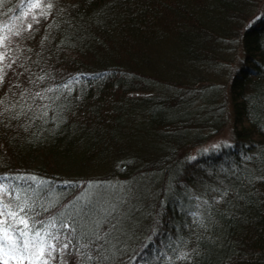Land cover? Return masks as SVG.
I'll return each mask as SVG.
<instances>
[{"label":"trees","instance_id":"1","mask_svg":"<svg viewBox=\"0 0 264 264\" xmlns=\"http://www.w3.org/2000/svg\"><path fill=\"white\" fill-rule=\"evenodd\" d=\"M0 36L8 210L35 176L37 220L81 194L90 219L116 206L90 264H264V0H3ZM228 122L231 142L191 154Z\"/></svg>","mask_w":264,"mask_h":264},{"label":"snow or ice","instance_id":"2","mask_svg":"<svg viewBox=\"0 0 264 264\" xmlns=\"http://www.w3.org/2000/svg\"><path fill=\"white\" fill-rule=\"evenodd\" d=\"M3 0H0L2 3ZM30 8H40V3H32ZM47 7H51L48 4ZM28 15L27 12L24 13ZM32 25L29 24L28 28L31 29ZM11 35H20L19 30L13 31L9 29ZM8 36H0V47L4 46ZM6 52H0V64L6 58ZM14 62V61H13ZM10 65L0 67V83L4 80V68ZM43 79V77H41ZM80 77H74L68 81L67 84L62 85L63 88L70 89V85L74 81H79ZM59 90V89H55ZM52 88L46 89L47 92L55 91ZM37 97L42 96L41 93H36ZM26 115V113H23ZM43 115H47L46 112ZM0 179H6L0 178ZM19 179H24L20 177ZM28 180L37 184L36 189L29 187L28 189L21 188L20 192L16 194L14 200L9 203L14 204L11 210H8V205L4 204L0 198V216H5L8 219L0 220V257H7L0 260V264H8V260H19L20 264H24L25 260L29 264H49V261L55 259L54 253H61V264H67L63 259L65 255L70 254L72 251L81 257L82 264H90V262L100 259V252L107 241L108 233L103 232V226L111 222L113 213L116 212V206L104 208L102 215L97 213L95 218H89L92 209V201L90 198L85 199L84 194L77 196L74 201L69 204L63 205L64 211L58 215L50 217L48 220H37L36 217L40 216V211L36 210V203L41 195H45L42 186L47 184L46 181H37L35 176L27 177ZM92 186L89 185V188ZM0 191L7 192V189L0 185ZM60 197L50 200L47 206L41 205L43 212H48L59 201ZM84 199L85 202L81 203ZM79 205V207H74ZM72 207V211L69 208ZM77 217H83L88 220V225L82 231L80 236H77ZM10 219L11 222H8ZM20 225H23L21 228ZM116 227L115 224L112 225ZM68 229L71 231V236L62 232ZM64 236V242L61 236ZM73 238L82 239L83 243L73 245ZM70 245L72 248L70 249ZM96 252V256L92 252Z\"/></svg>","mask_w":264,"mask_h":264},{"label":"rangeland","instance_id":"3","mask_svg":"<svg viewBox=\"0 0 264 264\" xmlns=\"http://www.w3.org/2000/svg\"><path fill=\"white\" fill-rule=\"evenodd\" d=\"M11 63V62H9ZM9 63H6L4 65H9ZM13 75H11L10 73H6L4 76V81H7L9 78H11ZM231 127L232 125L230 124V122H228L226 124V126L214 137H212L211 139H209L205 144L200 145L198 148H193L191 150V154L194 155L197 151L199 150H209V149H213L216 147H219L221 145H227L229 142H231ZM109 185V184H108ZM92 192L88 193V196L95 199L96 201L101 200L102 198L105 197L106 193L102 190L96 189V188H92L91 190ZM107 196L111 197L113 196V192L111 189H107ZM8 193H4V194H0V198H2V200H6ZM0 220H1V216H0ZM7 257H0V260L2 259H6ZM27 261V260H25ZM8 264H20L19 260H12L9 259L8 260Z\"/></svg>","mask_w":264,"mask_h":264}]
</instances>
